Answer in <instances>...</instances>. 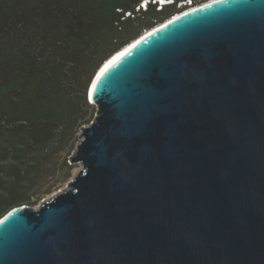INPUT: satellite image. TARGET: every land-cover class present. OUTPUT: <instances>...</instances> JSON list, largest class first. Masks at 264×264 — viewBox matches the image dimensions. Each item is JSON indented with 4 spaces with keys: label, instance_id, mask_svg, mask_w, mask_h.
I'll list each match as a JSON object with an SVG mask.
<instances>
[{
    "label": "water",
    "instance_id": "water-1",
    "mask_svg": "<svg viewBox=\"0 0 264 264\" xmlns=\"http://www.w3.org/2000/svg\"><path fill=\"white\" fill-rule=\"evenodd\" d=\"M87 92L81 168L0 216V264H264V0L170 16Z\"/></svg>",
    "mask_w": 264,
    "mask_h": 264
},
{
    "label": "trees",
    "instance_id": "trees-1",
    "mask_svg": "<svg viewBox=\"0 0 264 264\" xmlns=\"http://www.w3.org/2000/svg\"><path fill=\"white\" fill-rule=\"evenodd\" d=\"M206 1L0 0V216L35 202L32 170L90 122L100 65L143 29Z\"/></svg>",
    "mask_w": 264,
    "mask_h": 264
},
{
    "label": "rangeland",
    "instance_id": "rangeland-1",
    "mask_svg": "<svg viewBox=\"0 0 264 264\" xmlns=\"http://www.w3.org/2000/svg\"><path fill=\"white\" fill-rule=\"evenodd\" d=\"M164 1L166 0H159L160 3ZM144 4L145 2L141 5L144 6ZM149 29L150 28L143 29L141 33ZM87 100L92 104L91 110L88 111H91L90 119L92 120L96 112V105L92 103L88 97ZM86 124L88 123H83L75 128L60 145L58 150L46 160L41 169L32 170L33 188L31 189V199L35 200V202L26 205L36 207L42 200L48 199L54 193L64 189L70 178L81 168V164L72 161L70 157L73 154L76 143L80 139L81 127Z\"/></svg>",
    "mask_w": 264,
    "mask_h": 264
},
{
    "label": "snow or ice",
    "instance_id": "snow-or-ice-1",
    "mask_svg": "<svg viewBox=\"0 0 264 264\" xmlns=\"http://www.w3.org/2000/svg\"><path fill=\"white\" fill-rule=\"evenodd\" d=\"M128 50H125V53L127 52ZM125 53H120V56H123L125 55ZM120 56L116 57L113 61H110L107 65H105L104 68L101 69L99 75L97 76V80L100 79L101 76H103L104 72L107 71V69L109 67L112 66L113 63H115V60H118L120 58ZM93 89L95 88V84L92 85Z\"/></svg>",
    "mask_w": 264,
    "mask_h": 264
},
{
    "label": "bare ground",
    "instance_id": "bare-ground-1",
    "mask_svg": "<svg viewBox=\"0 0 264 264\" xmlns=\"http://www.w3.org/2000/svg\"><path fill=\"white\" fill-rule=\"evenodd\" d=\"M210 0H208V1H206V2H209ZM206 2H203V3H201V4H204V3H206ZM201 4H199V5H201ZM199 5H196V6H189L188 8H185L184 10H180L179 12H177V13H175V16H178L179 14H183V13H185V12H188V10H191V9H194V8H196L197 6H199ZM174 15V14H173ZM158 25V24H157ZM154 27V26H153ZM151 29V28H150ZM148 31V30H147ZM146 31V32H147ZM145 33V32H144ZM120 54H118L117 56H119ZM116 56V57H117ZM116 57H114V58H116ZM113 58V59H114ZM113 59H111V60H113ZM108 62H110V61H108Z\"/></svg>",
    "mask_w": 264,
    "mask_h": 264
}]
</instances>
